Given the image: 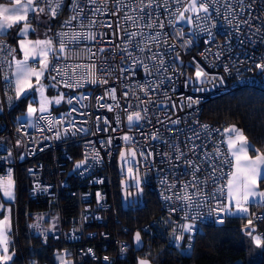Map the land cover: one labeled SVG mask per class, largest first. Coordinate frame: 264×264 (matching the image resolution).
Listing matches in <instances>:
<instances>
[{"label":"built area","instance_id":"obj_1","mask_svg":"<svg viewBox=\"0 0 264 264\" xmlns=\"http://www.w3.org/2000/svg\"><path fill=\"white\" fill-rule=\"evenodd\" d=\"M35 3L52 19L58 50L48 73L65 86L67 108L64 114L37 111L31 126L11 117L19 100L15 51L0 34V178L11 173L18 198L25 162L27 197L40 205L29 211L32 224L43 243L60 245L51 262L40 264H132L114 192L119 174L128 181L137 174L156 200L141 229L189 253L201 226L224 223L228 213L213 209L227 204L233 168L227 125L203 118V106L240 88L264 91V70L256 67L264 63V0H207L209 12H192L189 23L180 13L188 14L191 0H75L78 9L73 0H60L55 16L56 0ZM197 66L207 73L203 83L194 77ZM135 112L142 119L130 124ZM77 160L84 163L68 175ZM186 224L191 231H184Z\"/></svg>","mask_w":264,"mask_h":264},{"label":"trees","instance_id":"obj_2","mask_svg":"<svg viewBox=\"0 0 264 264\" xmlns=\"http://www.w3.org/2000/svg\"><path fill=\"white\" fill-rule=\"evenodd\" d=\"M9 1V0H4ZM52 26V23H51ZM15 49V38L6 33ZM16 50V49H15ZM29 94L20 97L17 105L11 110V117H18L25 110ZM55 110V109H54ZM57 111V110H55ZM203 118L213 122L224 121L226 125L236 124L240 127L250 144L251 151L259 150L264 153V91L255 88H240L230 94L211 98L203 106ZM25 162L19 168V194L17 198L16 221L14 230L17 234V251L7 264H40L51 262L53 252L60 245L52 239L43 243L32 228V216L29 211L40 207L30 201L26 194L27 178ZM118 174L120 173L117 170ZM124 179L119 174L114 184V192L119 199L120 182ZM264 184V180H261ZM141 197L127 206L118 204L121 223L127 231L120 232L131 242L128 256L132 264H136L138 255H146L153 264H264V215L256 218L254 204L249 205L250 216L227 215L223 224H205L195 234L192 248L185 253L180 247L166 246L162 236L143 231L142 225L156 212L157 203L152 193L140 185ZM68 200L62 202L65 212H72ZM70 205V204H69ZM252 220L251 229H246L248 220ZM139 231L144 241L143 253L134 249L132 236ZM251 231V235H249ZM254 234L261 238V244L252 241Z\"/></svg>","mask_w":264,"mask_h":264},{"label":"snow or ice","instance_id":"obj_3","mask_svg":"<svg viewBox=\"0 0 264 264\" xmlns=\"http://www.w3.org/2000/svg\"><path fill=\"white\" fill-rule=\"evenodd\" d=\"M11 2V0H10ZM35 3V0H28V3L22 5V6H13V7H5L0 6V32H6L8 28L12 27L11 23H7L9 21L13 22H19L26 20L27 13L29 10L35 12L37 9L33 6ZM16 5H20V0H15ZM73 8L78 9L79 6L75 3V0H73ZM150 6V4H149ZM60 7V0H56V8L52 9V15L55 16L57 9ZM228 7H231L229 4ZM40 12H43V8L38 9ZM143 11V9H141ZM185 11H192V12H199L203 11L204 13L209 12V6L207 3V0H191V3L189 5L188 9H185ZM23 13V14H20ZM181 18H184L183 13H180ZM76 17L73 16L71 19H75ZM188 20H191V17H187ZM70 22V21H68ZM66 22V23H68ZM245 23H247L245 21ZM151 27V25H148ZM30 25L28 23L24 24V27L20 31V35L26 36L29 31ZM160 27H163V24L160 25ZM60 36H65L67 33H60L58 34ZM77 36L79 34H76ZM131 37H135L137 33L133 32L130 34ZM74 39L76 36L73 37ZM90 39L94 38V35H89ZM156 37H153L155 39ZM20 50L23 52L24 59L23 60H16V71L14 73L16 77V97L17 99L20 98L22 94L25 93L26 88H31V78L35 77L37 84H39L40 77L43 74L44 69L48 67V54L49 52H53V41L51 39L48 40H36V41H25L20 40L19 41ZM143 50V49H141ZM10 51H15L14 49H10ZM59 51L63 52L65 51V43L63 40L60 42ZM103 51V49L101 50ZM38 57H42V59L39 60V63L41 65L40 69L37 70L33 67H30L28 64L29 58L31 59H37ZM15 60V57H13ZM162 63V61H161ZM257 68L264 70V63L257 64ZM59 73V69H55ZM207 73L203 71V69L199 68L197 66V71L195 73L196 79L203 83L202 77H205ZM55 79V77H53ZM92 83H96L97 81L93 79L91 81ZM103 83H107V81H102ZM66 86H73L69 84L68 82H65ZM40 94H41V103H40V112H44L47 108V105L51 102L48 100L47 97L44 96L43 92V86L41 85L40 88ZM112 95L113 98H115V89H112L109 93ZM63 97L55 99V103L59 104L61 102V99ZM102 99V97H101ZM191 100V98H189ZM72 101L69 100L68 103H71ZM102 107L105 105H101ZM109 108V111H111V106H107ZM37 109L33 108L31 104L28 105V114L31 116L33 113H35ZM75 111V109H73ZM43 118V117H41ZM139 121L142 119L140 112H135L130 115H128V121L131 124L133 120ZM107 123V121H105ZM173 123H176V121H173ZM205 129L208 128L207 125L203 126ZM225 133H230L231 135H228L227 137V145L229 152L235 157L236 161L239 162L242 159L244 161H247L244 168L239 167V163L237 164V173L234 174L233 179L229 180L228 183V195H229V203L224 205H218L216 209H213L217 213V215L230 213L232 211V208L235 207L239 212H248V208L244 205L248 204L250 202V197H259L261 199H264V191H258L259 183L258 181L264 180V176H261V166H264V153L259 152V150H256V155L254 159H251L248 156V150L251 147L248 143L247 137L244 134V131L242 129L237 128L236 126H231L224 129ZM125 140H128L129 138L126 136L124 137ZM217 154H220L219 148L216 149ZM133 155L135 153L133 152ZM143 155V153H141ZM121 157H124V153H121ZM84 163V161L79 162L76 167L79 168ZM131 172V169H129ZM242 177V179H241ZM13 181L11 179V173H9L8 177L0 178V190L3 191L4 195L11 199L13 197ZM99 195V194H97ZM166 199H171V197H166ZM183 199L185 200H191L190 196H184ZM235 201V204L233 205L232 201ZM7 221L8 218L5 217L3 221H0V247H2V254H0V264H7L8 261L12 259V256L8 254V244H7V238L5 234V228L7 227ZM223 222L222 220L220 221ZM253 224V221L250 219L248 220V224L245 226L246 229H251ZM184 231H191L193 228V225L186 224L183 226ZM251 235V231L248 233ZM135 239L137 242L140 241L141 236L140 233L137 232ZM177 240L182 239L181 236L176 237ZM257 245L261 244V238L259 236L253 237ZM107 259V257L105 258ZM140 264H148V261L141 260Z\"/></svg>","mask_w":264,"mask_h":264},{"label":"rangeland","instance_id":"obj_4","mask_svg":"<svg viewBox=\"0 0 264 264\" xmlns=\"http://www.w3.org/2000/svg\"><path fill=\"white\" fill-rule=\"evenodd\" d=\"M26 3H28V0H20V5H16L15 0H11V2H10V0L9 1L0 0V6H5V7H13V6L19 7V6H22ZM33 6L37 9V11L33 12V11L29 10L27 13V16L28 15L32 16L31 19H28L26 17V20H23V21H19V22L9 21V22H7V23L12 24V27L8 28V30H9V33H12V32L14 33V38L16 41L15 45H16L17 50H18V51L15 50V52H14L13 57H15V60L13 59V68H12V74H13V79H14V84H15V91H16V77L14 75V73L16 71L15 61L24 59L23 52L20 50V45H19L20 40L33 41L34 42L36 40L51 39L53 41L54 51L49 52V54H48V57H47L48 66L50 63V55L52 53H54L56 50H58V46L55 44L53 37H52V31H51L52 19H51L50 14L46 10H44L43 12H40L38 10V8H41V7H38V4H36V3H34ZM191 13H192V11H189L187 15L184 13L183 14L184 18L180 17V20L184 23H189V20L187 19V17H190ZM20 14H23V13H20ZM25 23H28L30 25V27H29V31H28L27 35L22 36V35H20V31L24 27ZM40 59H42V57H38L37 59L29 58V60H28L29 66L39 70L41 67V65L39 63ZM196 71H197V68L194 69L195 79H196V76H195ZM31 84H32V87L26 88L25 93L20 96V97H23V96L29 94V98L27 100L25 110L19 114L18 118L27 120L29 126H31L33 116L37 111H39V108H40L41 94H40L39 88L41 85L43 86L44 96L47 97L49 101H51L47 105L46 110H49V109L54 110L55 109L62 114L65 113V110L67 108V95H68L67 90H66L65 86L60 85L59 83L55 82L52 79V77L48 73V67L46 69H44L43 74L40 77L39 84H37L35 77L31 78ZM61 96L63 97L61 99V102L59 104H56L54 102L55 99L60 98ZM29 104H31L33 108L37 109V111L35 113H33L31 116L28 114V105ZM226 128H228V125L226 126ZM237 128L241 129L240 127H237ZM228 135H231V134L225 133L226 140H227ZM259 152H261V151H259ZM256 154H257L256 150L251 151V149L249 148L248 156L251 159H254ZM238 163H239L240 168H244L247 161H244L242 159L241 161L237 162L235 157L233 156V168H232L231 174H230L228 181H227V200H226L227 203H229V199H230L229 195H228V183H229V180L233 179L234 174L237 173V164ZM260 172H261V176H264V166H261ZM130 176L132 177L133 175H130ZM241 179H242V177H241ZM258 183H259L258 191H264V184H262L261 180L258 181ZM12 191H13V197L11 199L6 197L3 192H2V194H0V221H3L5 217L8 218L7 227L5 228V234H6V238H7L8 249H9V242L12 239H14V236H17L15 230H14V236H13L12 224H11V221H9V214H8L9 203L12 202L13 204H16L15 202L17 199V195H16L17 193H16V189H15L14 185H13ZM126 196H127V202L128 203H133V202L138 200L137 192L135 189L128 188L126 191ZM119 199H120V194H119ZM249 199H250V202L248 204L244 205L245 207L248 208L247 213L239 212L235 207H233L232 211L228 214L229 215H245V216L249 217L250 216L249 205L254 204L255 208L253 210L257 211L255 214V217L258 218L257 216L260 215L259 219L262 218L264 215V199H261L259 197H255V198L250 197ZM232 203L234 205L235 201L233 200ZM2 210H4V213H1ZM48 215L53 216L52 214H48ZM13 221H16V217H15V219H13ZM14 225H15V222H14ZM32 228L35 232H37V228L35 226L32 225ZM10 232L12 233V235L10 234ZM255 236H257V234H254L253 237H255ZM252 241L254 243H256L254 239H252ZM15 242H17V240H15ZM1 252H2V247H0V254H1ZM8 254L10 255L9 252H8Z\"/></svg>","mask_w":264,"mask_h":264},{"label":"water","instance_id":"obj_5","mask_svg":"<svg viewBox=\"0 0 264 264\" xmlns=\"http://www.w3.org/2000/svg\"><path fill=\"white\" fill-rule=\"evenodd\" d=\"M136 120L134 119L133 122L131 124H133ZM129 122V121H128ZM231 126H236V124H231V125H228V127H231ZM121 153H124V157H125V151L122 150ZM121 153H120V156H119V159H118V162H119V171L121 173V163H122V160L123 158L121 157ZM131 156H133V153L130 152ZM83 160H77L74 162L73 166L71 167V169L68 171V175H70L77 167L76 165L81 162ZM130 182L132 183V185L135 186V184L137 183L138 184V187H137V194L139 195V197H141V189H140V185H139V180H138V176L136 174V177L134 180H131V181H128L126 179H122L121 182H120V197H121V203H122V206H127V196H126V191L127 189L130 187ZM139 232V231H135L133 236H132V243H133V247L135 250H140L142 247H143V244H144V241L141 237L140 241L137 242L136 239H135V236H136V233ZM140 233V232H139ZM141 236V234H140ZM141 260H146L148 261V264H153L152 261L147 258V257H141V256H138L136 258V264H140V261Z\"/></svg>","mask_w":264,"mask_h":264},{"label":"crops","instance_id":"obj_6","mask_svg":"<svg viewBox=\"0 0 264 264\" xmlns=\"http://www.w3.org/2000/svg\"><path fill=\"white\" fill-rule=\"evenodd\" d=\"M39 7V6H38ZM42 8V7H41ZM39 9V8H38ZM6 33H9V30L7 29L6 32H0L1 35H5ZM10 35L12 37H14V33H10ZM16 43V41H15ZM15 49L16 51L17 50V47L15 45ZM14 185V184H13ZM2 190H0V194H2ZM1 213H4V210L1 211ZM8 214H9V221H11V224H12V230H13V236H14V221L13 219H15V215H16V207H15V204H13L12 202L9 203V207H8ZM10 234L12 235V233L10 232ZM15 236H14V239H12L10 242H9V253L10 255L13 257L15 252L17 251V245H16V242H15ZM2 254V252H1ZM9 263V261L7 262Z\"/></svg>","mask_w":264,"mask_h":264},{"label":"flooded vegetation","instance_id":"obj_7","mask_svg":"<svg viewBox=\"0 0 264 264\" xmlns=\"http://www.w3.org/2000/svg\"><path fill=\"white\" fill-rule=\"evenodd\" d=\"M135 178H133L132 180H134ZM137 187H138V184L136 183L135 186L132 185V183L130 182V187L129 188H132V189H135L136 192H137ZM144 248H145V244H143V247L140 249V250H137L140 254L144 252ZM138 256H141V257H147L146 255H138ZM148 258V257H147Z\"/></svg>","mask_w":264,"mask_h":264}]
</instances>
